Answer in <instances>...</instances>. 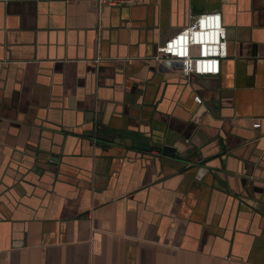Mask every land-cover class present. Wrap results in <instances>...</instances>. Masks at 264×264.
<instances>
[{
	"label": "crops",
	"instance_id": "0c3cea01",
	"mask_svg": "<svg viewBox=\"0 0 264 264\" xmlns=\"http://www.w3.org/2000/svg\"><path fill=\"white\" fill-rule=\"evenodd\" d=\"M212 12L219 76L154 59ZM0 264H264V0H0Z\"/></svg>",
	"mask_w": 264,
	"mask_h": 264
},
{
	"label": "built area",
	"instance_id": "2783aa9c",
	"mask_svg": "<svg viewBox=\"0 0 264 264\" xmlns=\"http://www.w3.org/2000/svg\"><path fill=\"white\" fill-rule=\"evenodd\" d=\"M66 3L92 2L98 6L132 7L146 0H64ZM228 57L227 30L219 12L193 16L187 27L157 48L154 59L166 68H177L185 77H217ZM201 104V100L196 98ZM260 127L259 124L255 125ZM51 163L56 160L51 159Z\"/></svg>",
	"mask_w": 264,
	"mask_h": 264
},
{
	"label": "water",
	"instance_id": "95a60500",
	"mask_svg": "<svg viewBox=\"0 0 264 264\" xmlns=\"http://www.w3.org/2000/svg\"><path fill=\"white\" fill-rule=\"evenodd\" d=\"M95 136L99 139H105L110 142H114V138L116 136H122L123 138L131 140L132 145L135 149H139L146 152H150L152 149V147L150 146V139L139 133H132V132H122L120 134L106 133L102 135L95 134ZM163 155L169 157L175 162H179L183 160L181 157H177L175 148H169V147L164 148ZM205 163L206 162H202L200 164L204 165Z\"/></svg>",
	"mask_w": 264,
	"mask_h": 264
}]
</instances>
